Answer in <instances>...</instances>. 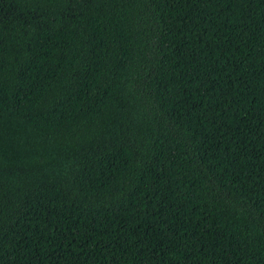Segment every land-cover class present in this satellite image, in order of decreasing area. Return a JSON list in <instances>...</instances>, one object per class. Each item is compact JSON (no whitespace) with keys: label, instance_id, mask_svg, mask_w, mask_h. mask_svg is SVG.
Wrapping results in <instances>:
<instances>
[{"label":"trees","instance_id":"16d2710c","mask_svg":"<svg viewBox=\"0 0 264 264\" xmlns=\"http://www.w3.org/2000/svg\"><path fill=\"white\" fill-rule=\"evenodd\" d=\"M0 264H264V0H0Z\"/></svg>","mask_w":264,"mask_h":264}]
</instances>
